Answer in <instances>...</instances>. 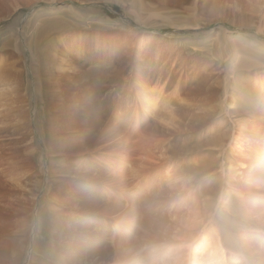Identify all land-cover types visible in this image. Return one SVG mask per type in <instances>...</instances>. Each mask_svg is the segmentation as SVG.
Returning a JSON list of instances; mask_svg holds the SVG:
<instances>
[{"label":"bare ground","instance_id":"obj_1","mask_svg":"<svg viewBox=\"0 0 264 264\" xmlns=\"http://www.w3.org/2000/svg\"><path fill=\"white\" fill-rule=\"evenodd\" d=\"M100 1L0 0V264H264V0Z\"/></svg>","mask_w":264,"mask_h":264},{"label":"rangeland","instance_id":"obj_2","mask_svg":"<svg viewBox=\"0 0 264 264\" xmlns=\"http://www.w3.org/2000/svg\"><path fill=\"white\" fill-rule=\"evenodd\" d=\"M96 1L97 2L89 3L88 4V7H93V6L100 7L102 9V11H103V15L108 16L109 18L114 19V20L123 19L128 25H132L133 24V21L130 19V17L126 16V14L123 12V9L120 6L119 7L117 5L116 6H112V5L107 4L105 2H102V1H100V2H98V0H96ZM65 3H68V2H65ZM70 4H72V3H70ZM74 6L77 7V5H75V3H74ZM83 6L87 7V4H85ZM23 8L24 7H20V9H18V12L12 16L13 17L12 20L9 19L10 21H5L2 24H0V34H4L5 33V34L9 35V32L8 31H5L6 30L5 28L7 27V25H9L11 22H13L19 16H21V14H23V15L28 14L29 8H27V7H26V9H23ZM24 18H26V17H24ZM23 21H24V19L21 21V23ZM134 23L136 25V22L135 21H134ZM217 27H218V25L215 23V24H213L210 27V29L212 28V30H213V29H215ZM227 27L228 28L229 27L231 28V26H229V25H227ZM244 30H245L244 33L245 34H248L249 36H253V35L254 36H257L255 34V30L254 29H244ZM170 31H175L176 32V30H165V31H163L164 32V35L165 34L170 35V33H171ZM175 32H173V33L176 34ZM181 34H182V36L185 37L187 35H190V31H182ZM257 38L260 39V41H264V36H260V37L257 36ZM10 94H11V97H12L13 96V91H11ZM40 193H41V195L45 194V190H44L43 194H42V192H40Z\"/></svg>","mask_w":264,"mask_h":264}]
</instances>
